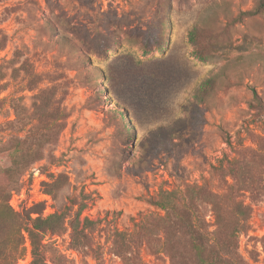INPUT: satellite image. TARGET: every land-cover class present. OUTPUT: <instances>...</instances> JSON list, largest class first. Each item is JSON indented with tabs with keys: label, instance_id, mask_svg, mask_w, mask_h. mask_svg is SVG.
Instances as JSON below:
<instances>
[{
	"label": "rangeland",
	"instance_id": "1",
	"mask_svg": "<svg viewBox=\"0 0 264 264\" xmlns=\"http://www.w3.org/2000/svg\"><path fill=\"white\" fill-rule=\"evenodd\" d=\"M23 216L45 264H264V0H0V264Z\"/></svg>",
	"mask_w": 264,
	"mask_h": 264
},
{
	"label": "trees",
	"instance_id": "2",
	"mask_svg": "<svg viewBox=\"0 0 264 264\" xmlns=\"http://www.w3.org/2000/svg\"><path fill=\"white\" fill-rule=\"evenodd\" d=\"M250 13L251 12H249V14ZM189 36H190L189 39L193 40L195 36V32L191 31L189 33ZM173 195H174L173 193H165L163 195V198L159 202H157L156 205L159 206L163 211H166L167 213L170 210L174 211L175 206L173 205L174 203L171 201ZM236 212L238 213V215L244 218L246 217L247 209L242 208L240 205H237ZM53 218H54L53 216L48 218H41V217L31 218L30 216L24 217V223L20 228L21 242L19 243L16 256L14 257L15 260L21 258L25 253V248L22 242L24 239L22 232H25L27 234L31 246L32 264H45V260L42 254L44 248L42 238L46 235L47 232L54 231L53 229L55 227L51 225V221ZM159 219L163 221L164 217H159ZM234 238L235 235L234 232L232 231V233L230 232V234L228 235V241H227V243L230 246L233 245ZM165 251L170 258L171 264H188L187 258L191 259V257H192L191 261L193 260L194 264H216L215 260L208 255L209 252L204 248L203 244L199 241H195V240L191 241L186 253H183L180 250H176L170 246H167L165 248ZM231 259L234 261L235 258H231Z\"/></svg>",
	"mask_w": 264,
	"mask_h": 264
}]
</instances>
